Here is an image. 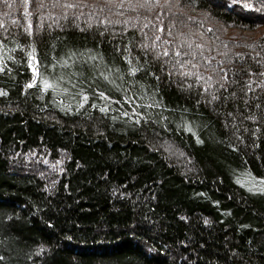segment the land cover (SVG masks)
<instances>
[{"label":"trees","instance_id":"obj_1","mask_svg":"<svg viewBox=\"0 0 264 264\" xmlns=\"http://www.w3.org/2000/svg\"><path fill=\"white\" fill-rule=\"evenodd\" d=\"M0 264H264V0H0Z\"/></svg>","mask_w":264,"mask_h":264},{"label":"snow or ice","instance_id":"obj_2","mask_svg":"<svg viewBox=\"0 0 264 264\" xmlns=\"http://www.w3.org/2000/svg\"><path fill=\"white\" fill-rule=\"evenodd\" d=\"M4 2L6 3L7 0H4ZM9 6H10V5H9ZM64 6H65V7H69V8H70V7H73V5H71V4H65ZM28 27H29V29H30V28H31V25H29ZM177 55H179V53H177ZM31 86H32V85H29V87H31ZM45 87H46V88L49 87V85L47 84L46 81H45ZM100 95L103 96V93H101ZM84 99L87 100V97L85 96ZM105 99H107V98H105Z\"/></svg>","mask_w":264,"mask_h":264},{"label":"rangeland","instance_id":"obj_3","mask_svg":"<svg viewBox=\"0 0 264 264\" xmlns=\"http://www.w3.org/2000/svg\"><path fill=\"white\" fill-rule=\"evenodd\" d=\"M173 153V155L175 156V157H177V154L176 153H174V152H172ZM177 160H179V158H176Z\"/></svg>","mask_w":264,"mask_h":264}]
</instances>
